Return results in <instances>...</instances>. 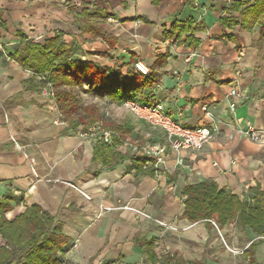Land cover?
<instances>
[{
	"label": "crops",
	"instance_id": "0c3cea01",
	"mask_svg": "<svg viewBox=\"0 0 264 264\" xmlns=\"http://www.w3.org/2000/svg\"><path fill=\"white\" fill-rule=\"evenodd\" d=\"M233 1L0 0V197L11 200L10 218L37 203L62 222L75 242L65 264H264V235L251 227L182 216L188 184L212 179L249 202L264 189V142L237 133L247 121L264 129V40L257 28L221 23ZM95 10L108 17L83 13ZM190 19L197 42L189 32L171 34L174 22ZM89 21L116 43L86 30ZM21 35L39 42L59 36L75 45V57L123 72L142 61L155 75L149 104L162 102L190 127L215 121L220 133L200 150H181L182 164L169 151L163 166L130 144H162L165 133L126 108L124 118L105 121L132 132H113L110 142L104 121L73 127L54 97L25 85L33 73L11 56ZM96 126V136L79 133ZM100 142L124 157L111 165L94 160Z\"/></svg>",
	"mask_w": 264,
	"mask_h": 264
},
{
	"label": "trees",
	"instance_id": "16d2710c",
	"mask_svg": "<svg viewBox=\"0 0 264 264\" xmlns=\"http://www.w3.org/2000/svg\"><path fill=\"white\" fill-rule=\"evenodd\" d=\"M152 2L157 4L160 0ZM83 13L95 19L108 17L107 12L102 10ZM220 21L230 29L238 24L249 31L257 28L260 41H263L264 0H234ZM85 26L94 35L113 45L116 43V37L103 32L94 22L89 21ZM197 29L193 19L174 22L171 34L189 32V39L197 42L194 35ZM21 38L11 56L33 73L25 85L42 90L50 84L62 115L73 127L104 121V127L113 132H132L133 127L105 121L99 106L84 103L80 92L98 98L108 97L117 105H123L130 99L149 104L146 91L155 82L153 73L143 74L132 68L123 72L121 68L103 65L92 59H79L75 57V45L65 43L59 36L46 38L44 42L27 39L25 35ZM37 77L40 78L38 82ZM115 149V146L100 142L95 147L93 159L104 165L116 164L124 155ZM132 159L136 161L137 168L144 166L143 158L133 156ZM183 195L182 216L189 221L214 220L224 225L237 220L244 228L249 226L264 235V189L257 190L249 202L216 181L207 179L186 185ZM10 209L11 200L0 197V237L5 241L0 244V264H65L64 254L75 242L64 232L62 222L37 203L12 218L7 216Z\"/></svg>",
	"mask_w": 264,
	"mask_h": 264
},
{
	"label": "built area",
	"instance_id": "2783aa9c",
	"mask_svg": "<svg viewBox=\"0 0 264 264\" xmlns=\"http://www.w3.org/2000/svg\"><path fill=\"white\" fill-rule=\"evenodd\" d=\"M133 69L143 74L150 73L149 68L142 61H135L133 63ZM47 95L55 98L54 90L51 85L42 89ZM238 94L237 88H232L230 95L234 96ZM123 106L129 110L137 119L143 120L150 126L159 128L165 133L166 141L162 144H138L132 143L130 146L135 152L140 155L156 158L157 163L165 166L169 151L176 154L178 164H182L183 160L179 156V152L183 149L200 150L205 145L214 141L220 133L219 124L215 121L197 125L194 127L187 126L173 118L167 111L165 105L162 102H156L153 104H144L138 99L127 100ZM203 109H208L207 105L203 106ZM231 111H235L236 103H230ZM99 127H90L88 129L79 130V133L85 137L96 136ZM237 133L248 138L253 142H264V129L258 128L252 122L247 121L244 126L237 128ZM102 137L105 142H110L113 138L112 130H103ZM14 139V138H13ZM32 164L36 163L35 158H30ZM87 199H91V195L82 192ZM129 206H124L128 208ZM110 207H104L103 210H110ZM139 214H142L148 218L150 215L144 211L136 210ZM79 241V239L77 240Z\"/></svg>",
	"mask_w": 264,
	"mask_h": 264
},
{
	"label": "rangeland",
	"instance_id": "374dc122",
	"mask_svg": "<svg viewBox=\"0 0 264 264\" xmlns=\"http://www.w3.org/2000/svg\"><path fill=\"white\" fill-rule=\"evenodd\" d=\"M149 88V87H148ZM80 96L86 104H97L101 110L105 112V117L114 120L117 118H124L127 115V111L123 105L113 104L105 98H97L91 96L87 92H80ZM4 239L0 237V244L4 243Z\"/></svg>",
	"mask_w": 264,
	"mask_h": 264
}]
</instances>
